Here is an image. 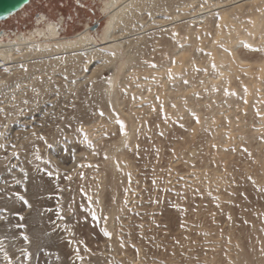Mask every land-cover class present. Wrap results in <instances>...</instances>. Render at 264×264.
Returning a JSON list of instances; mask_svg holds the SVG:
<instances>
[{"label": "rangeland", "instance_id": "1", "mask_svg": "<svg viewBox=\"0 0 264 264\" xmlns=\"http://www.w3.org/2000/svg\"><path fill=\"white\" fill-rule=\"evenodd\" d=\"M103 1L29 0L0 33L44 14L61 36L96 23L100 35ZM231 1L154 0L109 60L0 65V240L12 264L24 248L27 264H264V20L242 32L264 11L258 0L209 10Z\"/></svg>", "mask_w": 264, "mask_h": 264}, {"label": "bare ground", "instance_id": "2", "mask_svg": "<svg viewBox=\"0 0 264 264\" xmlns=\"http://www.w3.org/2000/svg\"><path fill=\"white\" fill-rule=\"evenodd\" d=\"M153 1L154 0H104L101 11L107 19L101 28L100 35H94V33L90 31L91 26L87 24L84 29L72 36H61L60 27L63 23L48 18L45 19L46 15L41 14L42 17L38 19L30 29L15 33L14 36L1 31L0 65L14 64L18 61H27L32 58H42L46 62L43 64V68L45 69L47 67L53 68L60 61L80 55L89 60L97 56H101L103 60H109L110 55L107 52L109 51L108 49H111L114 54H117L118 48L128 41L130 35H127L126 32L132 24L136 23L139 12L148 7L147 5ZM250 1L257 2V0H233L228 4L216 2L209 10L223 8L227 5L238 6ZM258 1L259 3L256 5L257 8L264 11V0ZM202 13L204 12L193 13L190 17L194 20H199L201 17L199 15ZM262 20H264V13H259L258 19L255 18L250 27L242 29L243 31H241L243 33H253L257 31ZM239 29V27H235L234 31H231L237 32ZM140 32H142V30L137 33ZM226 44L228 45V43ZM233 47L234 45H229V48L233 49ZM219 56L221 57L220 54H218V57ZM124 135H127V133ZM38 233H35L34 237L43 239L41 234Z\"/></svg>", "mask_w": 264, "mask_h": 264}, {"label": "snow or ice", "instance_id": "3", "mask_svg": "<svg viewBox=\"0 0 264 264\" xmlns=\"http://www.w3.org/2000/svg\"><path fill=\"white\" fill-rule=\"evenodd\" d=\"M9 15H11V13H9ZM153 66H155V65H153ZM213 67H214V65H213ZM197 119H198V118H197ZM116 122H117V124L120 126V131L123 133V132H124V122L121 121V120H119V119H117ZM0 135H2V133H0ZM33 135H35V133H33ZM41 139H43V137H41ZM85 140L87 141V137H85ZM3 147H4V145H3V144H0V148H3ZM17 155H18V153H16V152H13V153H12V156H13V157H16ZM40 158H41L40 156H36V159H37V160H39ZM20 171L23 172L24 169L21 168ZM50 174H51V173H50ZM261 191H264V189H261ZM12 195H14V196H15L17 199H19L20 201H22V202L24 203L25 206H29L28 201L26 200V198H25L22 194H20L19 192L14 193V194H12ZM0 211H2V212H7V209H2V210H0ZM14 215H16L20 220H23V217H22L19 213H15ZM91 216H92L93 219H97L95 211H92ZM4 218H5V217L0 216V219H4ZM15 227L17 228V230H20V229H23V228L25 227V225H24L23 223H18ZM19 234H20V237H21L26 243H30L28 236H27L23 231H20ZM104 235H105V236H110V233H108V232L105 230V231H104ZM3 243H4V241H3V240H0V253L3 254L4 260L7 262V264H12L13 257L10 256L9 252H8V251L2 246ZM85 250L87 251V249H85ZM75 252H76V255H77V259L83 261L84 257L81 256V255H79V248H77V249L75 250ZM20 256H21V260L18 261V264H27V262L30 261L31 252L29 251V249L24 248V249L21 250V252H20Z\"/></svg>", "mask_w": 264, "mask_h": 264}, {"label": "water", "instance_id": "4", "mask_svg": "<svg viewBox=\"0 0 264 264\" xmlns=\"http://www.w3.org/2000/svg\"><path fill=\"white\" fill-rule=\"evenodd\" d=\"M29 0H0V21L6 19L9 13L13 14L18 11ZM98 24H93L91 30H94Z\"/></svg>", "mask_w": 264, "mask_h": 264}]
</instances>
